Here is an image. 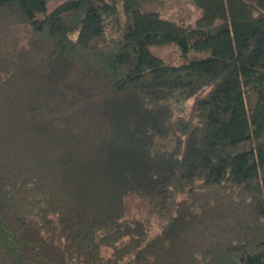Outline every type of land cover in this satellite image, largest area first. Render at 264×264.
Listing matches in <instances>:
<instances>
[{"label":"trees","instance_id":"obj_1","mask_svg":"<svg viewBox=\"0 0 264 264\" xmlns=\"http://www.w3.org/2000/svg\"><path fill=\"white\" fill-rule=\"evenodd\" d=\"M162 1L0 0V264H264V0Z\"/></svg>","mask_w":264,"mask_h":264},{"label":"rangeland","instance_id":"obj_2","mask_svg":"<svg viewBox=\"0 0 264 264\" xmlns=\"http://www.w3.org/2000/svg\"><path fill=\"white\" fill-rule=\"evenodd\" d=\"M162 2L161 13L164 17L171 19L175 23H181L189 27L196 26L197 20L201 16V11L194 5L192 0H163ZM59 3L60 0H49V10L56 7ZM153 50L170 63L180 62L179 52L173 45L156 47ZM207 93L205 92L202 95V99L206 97ZM194 100V97H181L179 100H172L171 106L175 113L185 115L193 106Z\"/></svg>","mask_w":264,"mask_h":264}]
</instances>
